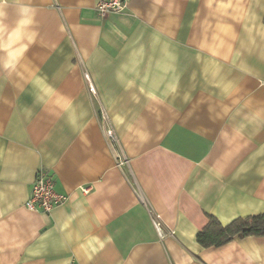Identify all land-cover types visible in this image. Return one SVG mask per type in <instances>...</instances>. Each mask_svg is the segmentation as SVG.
Instances as JSON below:
<instances>
[{
  "label": "crops",
  "instance_id": "1",
  "mask_svg": "<svg viewBox=\"0 0 264 264\" xmlns=\"http://www.w3.org/2000/svg\"><path fill=\"white\" fill-rule=\"evenodd\" d=\"M96 2L0 0V264H264L197 242L264 213V0Z\"/></svg>",
  "mask_w": 264,
  "mask_h": 264
},
{
  "label": "built area",
  "instance_id": "2",
  "mask_svg": "<svg viewBox=\"0 0 264 264\" xmlns=\"http://www.w3.org/2000/svg\"><path fill=\"white\" fill-rule=\"evenodd\" d=\"M127 7V0H97L96 8L100 17H107L113 13H120ZM85 78L89 83V89L95 92L93 84H91L90 75L85 72ZM101 119L105 126V134L107 138L113 142H117L115 131L110 123V120L105 113L101 112ZM89 189H84L88 192ZM68 200V195L60 193L56 190L55 181L51 173L45 169H39L36 178L33 182L31 195L26 203V208L31 211H43L50 214L56 207L65 204ZM153 223L156 228H159V222L153 217Z\"/></svg>",
  "mask_w": 264,
  "mask_h": 264
},
{
  "label": "trees",
  "instance_id": "3",
  "mask_svg": "<svg viewBox=\"0 0 264 264\" xmlns=\"http://www.w3.org/2000/svg\"><path fill=\"white\" fill-rule=\"evenodd\" d=\"M197 235V242L205 248L221 247L235 238L264 237V213L238 217L228 224L221 223L214 215Z\"/></svg>",
  "mask_w": 264,
  "mask_h": 264
}]
</instances>
